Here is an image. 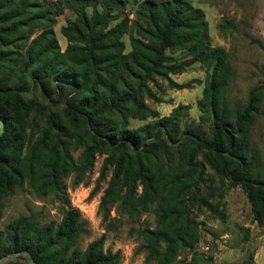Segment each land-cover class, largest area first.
I'll use <instances>...</instances> for the list:
<instances>
[{"label":"trees","instance_id":"1","mask_svg":"<svg viewBox=\"0 0 264 264\" xmlns=\"http://www.w3.org/2000/svg\"><path fill=\"white\" fill-rule=\"evenodd\" d=\"M126 2L67 0L65 6L76 13L77 21L63 27L62 33L78 44H70L65 52L53 30L52 12L41 9L36 18L49 25L21 53L2 46L10 35L18 34L22 24L18 21L30 0H0V119L5 124L0 139V218L4 198L13 196L16 188L27 184L40 197L58 195L62 179L74 173L75 184H80L95 154L108 150L111 155L100 176L103 179L107 167H112L99 205L103 220L116 202L131 216L157 207L156 227L140 232L146 264H212L195 250L199 234L188 211V196L199 189L209 165L245 189L255 221L264 223V173L249 138L262 87L250 92L243 107L231 108L225 95L215 97L216 77L212 78L200 104V110L211 116L210 138L189 126L180 133V111L188 106H179L152 127L128 129L129 117H157L141 100L156 78L172 88H189L170 77L189 65L175 54L185 52L193 62H212L225 82L230 70L224 49L210 44L205 12L190 0L140 1L133 24L138 36L131 37V51L125 53L120 37L126 26L120 23L108 31L105 27L115 19L110 18L112 5ZM34 90L49 104L26 98ZM129 110L132 113L124 116ZM115 115L126 119L122 126L109 118ZM29 128L34 133L24 147ZM75 138L86 145L77 161L71 150ZM200 154L205 162L196 160ZM63 211L59 225H41L33 214L7 224L0 231V257L28 252L37 264L119 262L120 254L105 251L102 238L81 251L78 241L88 234L81 213L68 205Z\"/></svg>","mask_w":264,"mask_h":264},{"label":"rangeland","instance_id":"2","mask_svg":"<svg viewBox=\"0 0 264 264\" xmlns=\"http://www.w3.org/2000/svg\"><path fill=\"white\" fill-rule=\"evenodd\" d=\"M66 1L30 0L31 6L18 21L22 23L18 27V34L10 35L7 44L2 48L10 52L25 53L31 40L49 25L40 23L36 18L41 9L52 12L55 20L53 30L61 52H65L70 44H78L70 42L62 33L63 27L77 21L76 13L66 8ZM140 1L142 0H127L120 7L112 5L110 18L115 19L110 20L105 27L108 31L120 23L126 26L120 37V41L125 44V53L131 51V37L138 36L133 24L137 20ZM190 1L205 12L211 46L223 48L225 51L230 70L227 82L221 80V71H215L212 62H193L192 56L185 52L175 54V57L189 65L183 73L170 77L179 85L189 84V88H172L168 81L156 78L154 82L149 83L148 91L141 100L158 114L157 117L149 116L143 120L129 117L128 129L135 130L146 125L152 127L160 118L172 116L179 106H188L180 111V133L189 126L210 138L211 116L200 110V104L204 103V91L211 79L216 77V80H213L215 97L219 99L225 95L231 108L243 107L250 92L261 86L260 106L250 128L249 138L251 146L259 153V166L264 173V0ZM98 11L102 12L101 5H98ZM87 14L89 18L93 16L90 6L87 8ZM26 98L42 105L49 104L38 90H34ZM51 107L56 109L57 105L53 104ZM131 113L129 110L124 116ZM202 117L206 121H202ZM109 118H114L117 126H122L126 120L119 115ZM32 133L34 132L29 128L24 147L30 141ZM74 134L78 136L79 133L76 131ZM151 140L147 138L146 141ZM73 142L71 150L73 158L77 161L84 153L86 145H81L83 141L78 138ZM110 152L103 150L95 154L93 166L80 184H75L74 173L62 179L61 193L58 195L40 197L27 184L16 188L13 196L3 200L5 209L0 218V231L4 232L5 226L19 216L32 214L41 225H59L63 210L68 205L80 211L88 231V234L78 241L81 251L91 242L102 238L105 251L120 254L117 264H146L140 232L156 227L159 210L152 207L148 212L131 216L120 211L116 202L109 205L110 215L106 221L103 220L99 205L110 180L112 167H107L103 179L100 176L106 160L111 155ZM196 160L206 161L203 154L198 155ZM205 172L199 189L188 196L187 202L190 217L197 223L199 234L195 250L204 254L212 264H264V223L255 221L247 192L241 185L231 184L225 175L209 165H206ZM5 264H26V260L18 257L15 261Z\"/></svg>","mask_w":264,"mask_h":264},{"label":"water","instance_id":"3","mask_svg":"<svg viewBox=\"0 0 264 264\" xmlns=\"http://www.w3.org/2000/svg\"><path fill=\"white\" fill-rule=\"evenodd\" d=\"M5 131V124L2 119H0V139L2 134ZM18 257L22 260H26V264H37L32 255L28 252H16L10 255H7L0 259V264H5L6 262L15 261Z\"/></svg>","mask_w":264,"mask_h":264}]
</instances>
